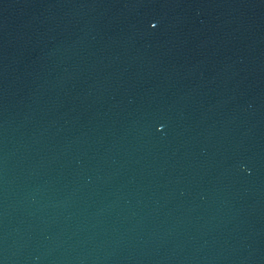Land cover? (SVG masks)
Returning <instances> with one entry per match:
<instances>
[{
  "label": "water",
  "instance_id": "obj_1",
  "mask_svg": "<svg viewBox=\"0 0 264 264\" xmlns=\"http://www.w3.org/2000/svg\"><path fill=\"white\" fill-rule=\"evenodd\" d=\"M133 264H264V124L191 210Z\"/></svg>",
  "mask_w": 264,
  "mask_h": 264
}]
</instances>
